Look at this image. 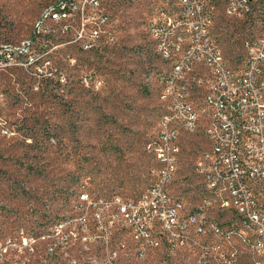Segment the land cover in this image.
Returning a JSON list of instances; mask_svg holds the SVG:
<instances>
[{
    "label": "rangeland",
    "instance_id": "obj_1",
    "mask_svg": "<svg viewBox=\"0 0 264 264\" xmlns=\"http://www.w3.org/2000/svg\"><path fill=\"white\" fill-rule=\"evenodd\" d=\"M53 1L0 0V45L30 36ZM183 1L102 0L111 23L96 47L49 43L52 51L37 64L0 70V264H259L238 235L229 242L196 235L201 246L190 241L173 249L169 239L147 244L112 217L116 197H141L162 169L146 144L169 108L161 74L170 63L149 27L163 13L173 16L183 24L172 40L187 45L192 21H184ZM201 2L215 5L213 41L241 68L249 25L226 16L221 2ZM196 85L190 90L202 95ZM206 121L196 132L180 131L182 152L168 190L186 212L203 198L195 164L210 146ZM211 210V217L236 222L232 212Z\"/></svg>",
    "mask_w": 264,
    "mask_h": 264
},
{
    "label": "built area",
    "instance_id": "obj_2",
    "mask_svg": "<svg viewBox=\"0 0 264 264\" xmlns=\"http://www.w3.org/2000/svg\"><path fill=\"white\" fill-rule=\"evenodd\" d=\"M203 1L221 2L226 16L249 25L250 35L244 41L245 52L239 62L242 67L233 65L213 41L215 5L206 6L201 0L183 1L189 12L183 15L184 21H192L189 32L193 38L187 45L183 44L182 37L172 40V35L183 24L175 17L163 13L158 21L151 23L162 59L170 63V59L179 58L178 67H170L161 74V80L168 81V92L161 97L170 106V114L160 119L159 130L146 144V150L157 163H165V170L156 169L155 182L141 197L129 200L116 197L110 203L117 208L112 217L114 221L121 219L136 238L147 244L159 246L160 241L169 239L173 249L196 241V235H216L220 241L229 242L237 235L235 223L249 222L253 240L248 247L262 264L264 0ZM110 21L102 0L50 2L36 18L30 36L0 45V70L37 64L31 63V55L51 52L49 43L53 47L63 45L91 50L107 33ZM194 54H202L200 65L192 64ZM202 72H209V80H202ZM83 81L90 85L91 77L86 75ZM192 81L203 89L202 95L190 90ZM202 118L207 120L204 135L210 146L200 155L196 166L206 171L208 182L215 185L214 196L222 197L223 212L235 210L236 222L228 225L227 231H220V220L209 215L214 196L205 197V202L193 206L192 212H181L182 200L168 190L176 174L172 161L176 131L186 128L187 132H196ZM82 198L88 195L82 194ZM197 208H205V219H197ZM97 221L101 227L100 214ZM196 243L202 245L200 241Z\"/></svg>",
    "mask_w": 264,
    "mask_h": 264
},
{
    "label": "bare ground",
    "instance_id": "obj_3",
    "mask_svg": "<svg viewBox=\"0 0 264 264\" xmlns=\"http://www.w3.org/2000/svg\"><path fill=\"white\" fill-rule=\"evenodd\" d=\"M151 30V25H150ZM155 44V43H154ZM157 50H159V42H157ZM156 50V49H155ZM157 52V51H156ZM50 52H35L34 55H31V63H38L39 59L45 55H47ZM48 56V55H47ZM41 61V60H40ZM200 62H202V54H194L192 57V64L193 65H200ZM179 66V58H172L170 59V67H178ZM202 80H209V74H202ZM164 86L161 93V96L164 93L168 92V81L162 80ZM167 109V108H166ZM170 114V106L168 110L162 113L161 119H164L166 116H169ZM186 131V128H179L178 131H176V141H174V152L172 153V161H173V170L176 172L178 171V165H179V155L181 154V137H180V131ZM162 166L161 170H165V163H159ZM195 172L196 174L202 178L203 183V191H202V202H205V197H213L216 194V187L213 184H210L208 182V176H206V171H200L199 167L195 164ZM174 178V175H173ZM121 200V199H118ZM187 207L182 203L181 205V212H186ZM213 209L219 210L220 212H223V202L221 196H214L213 198ZM193 208L190 209L189 212H192ZM229 212L233 213V217H235V210H228L227 213L229 215ZM226 213V212H223ZM227 215V216H228ZM229 218V217H228ZM197 219H205V208H197ZM233 221V220H232ZM231 222V220H230ZM228 221H221L220 220V231H227L228 225H233V223H230ZM235 233L237 235H240L242 241L247 245H251V241L253 240V230L250 226L249 222H236L235 223ZM256 263L260 264L259 259Z\"/></svg>",
    "mask_w": 264,
    "mask_h": 264
}]
</instances>
